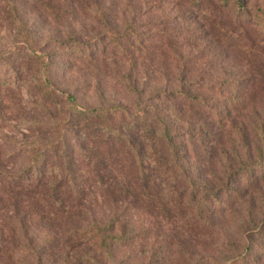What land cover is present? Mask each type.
<instances>
[{
  "label": "rangeland",
  "instance_id": "rangeland-1",
  "mask_svg": "<svg viewBox=\"0 0 264 264\" xmlns=\"http://www.w3.org/2000/svg\"><path fill=\"white\" fill-rule=\"evenodd\" d=\"M14 2L18 24L6 21L13 18L11 9L0 0L2 80L11 74L6 59L29 48L51 60L57 86L80 107L122 106L128 117L145 107L171 121L182 150L183 160L169 151L162 155L173 168L170 176L153 175L169 215L108 198L91 203L83 223L115 219L135 234L133 243L97 264H264V236L252 234L264 224V181L251 186L240 174L263 152L253 126L264 121V47L255 23L239 15L234 0ZM258 9L264 10V0L246 1L244 11ZM111 34L128 39L115 45ZM71 41L89 45L92 59L73 53ZM11 92L0 94V126L8 130L17 110L31 101L22 87ZM0 137L19 138L5 129ZM205 189L222 203L208 219L196 204ZM18 249V264H62L54 257L40 261L32 248Z\"/></svg>",
  "mask_w": 264,
  "mask_h": 264
},
{
  "label": "trees",
  "instance_id": "trees-1",
  "mask_svg": "<svg viewBox=\"0 0 264 264\" xmlns=\"http://www.w3.org/2000/svg\"><path fill=\"white\" fill-rule=\"evenodd\" d=\"M246 1L233 3L241 17L255 23L257 40L264 47V10L244 11ZM5 2L13 17L6 21L18 24L14 0ZM130 36L137 39L133 32ZM109 39L116 45L128 37L111 34ZM71 42L73 53L92 59L89 45ZM28 44L32 47L29 40ZM5 63L11 74L0 78V94L11 95L22 87L31 101L17 110L12 130L0 126V133L5 129L19 137H0V264H18L16 253L22 246L39 251L40 261L54 257L62 264H97L99 257L111 258L115 248L133 243L135 234L115 219L83 223L81 218L98 199L108 198L123 207L130 203L149 214L171 213L153 176L155 171L170 176L173 168L162 156L166 151L183 160L171 121L142 106L134 117L126 116L122 106L80 107L75 96L57 86L51 60L29 48L15 52ZM253 130L263 152L240 172L251 186L264 181V121L255 123ZM202 196L197 212L208 219L222 203L210 189ZM262 231L264 224L252 234L264 236Z\"/></svg>",
  "mask_w": 264,
  "mask_h": 264
}]
</instances>
